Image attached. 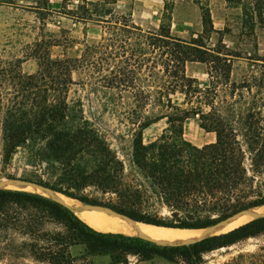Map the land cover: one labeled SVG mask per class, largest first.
Returning <instances> with one entry per match:
<instances>
[{
    "label": "trees",
    "instance_id": "16d2710c",
    "mask_svg": "<svg viewBox=\"0 0 264 264\" xmlns=\"http://www.w3.org/2000/svg\"><path fill=\"white\" fill-rule=\"evenodd\" d=\"M65 1V15L99 24L104 34L86 45L80 57L52 58L45 46L52 39L35 41L31 54L38 67L32 73L19 69L20 59L7 65L0 60L1 161L25 149L27 162L45 163L50 176L25 182L154 225L207 228L264 205V74L230 80L232 61L240 55L224 45L203 44V34L214 30L210 9L200 6L202 33L186 40L172 35V5L167 2L159 28L146 30L129 15L114 12L117 0H81L73 8ZM225 3L239 11L246 34L264 30V0ZM27 6L42 20L52 11L49 0H30ZM193 61L208 65V85L200 87L186 73V64ZM78 68L87 71L94 93L108 96L102 103L105 109L122 106L125 96L132 99L127 120L136 127L128 173L102 132L84 116L81 99H69L77 84L72 72ZM221 85L227 94L220 97ZM176 92L183 94L181 104L170 96ZM190 115L198 117L205 131L215 133L213 142L198 146L184 139ZM160 120L165 127L145 144L144 129ZM84 157L91 163L80 164ZM92 180L101 199L79 192ZM151 199L180 212L179 219L142 210L143 202ZM261 234L264 215L193 242L159 244L98 231L62 201L0 186V262L6 264H77L81 258L72 254L76 246L83 247L85 258L109 254L112 264H127L130 257L203 264L205 255ZM223 264H264V253L239 252Z\"/></svg>",
    "mask_w": 264,
    "mask_h": 264
},
{
    "label": "rangeland",
    "instance_id": "374dc122",
    "mask_svg": "<svg viewBox=\"0 0 264 264\" xmlns=\"http://www.w3.org/2000/svg\"><path fill=\"white\" fill-rule=\"evenodd\" d=\"M15 1L16 4L0 5V60L7 65L20 59L17 64L23 73H32L37 70V59L31 54L35 41L52 39L51 44L45 45L52 58L80 57L86 45L97 42L104 34V29L99 24L77 21L69 15H65V10L62 7L63 0H49V7L52 11L43 20L28 8L30 0ZM165 2L172 5L169 21L172 35L186 40L197 38L202 33L200 6L210 9L214 30L212 33L203 34V44L210 48L220 47L221 49L224 45L240 55L232 61L231 81L240 82L244 77L252 74H264V30L256 28L254 32L246 34L240 26L239 11L227 7L225 0H117L113 7L116 14L129 15L136 24L141 25L144 29L157 30L164 20ZM80 3L81 0L65 1V5L69 4L68 8H73ZM207 68L208 65L205 63L188 62L186 73L195 77L200 87H204L209 83ZM84 70L78 68L72 72L73 79L77 84L72 86L69 99H81L84 116L102 132L111 149L115 150L118 157L124 162L125 171L128 173L130 171L132 132L136 127L127 120L129 114L126 110H128V102L132 99L129 100L125 96L122 99L124 102L122 106L119 105L116 109L109 106L108 109H105L102 103L108 100V96L93 92L90 83L92 81L86 79L88 73ZM219 88L220 97L227 94L226 87L221 85ZM170 96L175 102L181 104L183 94L176 92ZM228 97L229 95H227ZM184 106L187 107V105ZM203 108L208 109L206 105ZM165 125V120H160L144 129L143 142L147 144L160 135ZM183 137L198 146L203 145L206 141L214 140V136L209 138L205 130L199 126V119L195 115H190L185 120ZM26 156V150L19 149L8 162L4 163L0 159L1 187H5L4 185L10 186V188L29 186L28 184L32 183L25 182L24 179L45 180L50 177L47 174L45 163L30 164L27 162ZM79 163L85 165L91 161H86V157H84ZM79 192L89 197L100 199L103 197L101 190L96 187L93 180ZM75 200L77 204H80V201ZM141 209L158 210L161 216L174 219H179L181 214L178 211L169 210L156 199L143 202ZM108 211L111 212L110 209ZM239 252L264 253V234L248 238L231 247L215 250L205 255L203 264H223L230 261ZM72 254L76 258H81L77 264H112V262H104V259H109V254L92 255V257L85 258V252L81 246L74 247ZM136 261L135 257H130L127 264H135ZM0 264L6 263L0 262ZM139 264L171 263L165 259L157 258L152 262L146 261Z\"/></svg>",
    "mask_w": 264,
    "mask_h": 264
},
{
    "label": "bare ground",
    "instance_id": "6f19581e",
    "mask_svg": "<svg viewBox=\"0 0 264 264\" xmlns=\"http://www.w3.org/2000/svg\"><path fill=\"white\" fill-rule=\"evenodd\" d=\"M28 185L29 186H20L15 188L40 192L48 197L62 201L82 220L98 231L138 235L161 244H182L193 242L210 234L228 231L257 216L264 215V205H262L237 213L212 227L201 229L173 228L135 221L124 215H120L112 211L109 212L108 209L105 210L103 207L94 205L92 207H86L83 211H79L78 208H80V204H77L75 199L35 184ZM4 186L8 187L6 185Z\"/></svg>",
    "mask_w": 264,
    "mask_h": 264
},
{
    "label": "crops",
    "instance_id": "0c3cea01",
    "mask_svg": "<svg viewBox=\"0 0 264 264\" xmlns=\"http://www.w3.org/2000/svg\"><path fill=\"white\" fill-rule=\"evenodd\" d=\"M193 62H196V61H193ZM203 129V128H202ZM206 132V134H208V136H209V138H211L212 136H214V140H215V133L214 132H211V131H205ZM203 138H205V137H203ZM214 140H210V141H206V142H204L203 143V145L204 144H207V143H210V142H213ZM79 202V201H78ZM80 203V205H79V207L80 208H78L79 209V211H83V209H85L86 207H92L93 205H89V204H85L84 205V203H82V202H79ZM92 227V226H91ZM132 236H138V235H132ZM143 238V237H142ZM146 239V238H145ZM160 244V243H159ZM108 256V255H107ZM107 258V257H106ZM108 258L109 259H104L105 261L104 262H110L111 263V258H110V256H108ZM155 259H157V258H154L153 260H155ZM163 259V258H162ZM153 260H151V261H147V262H152ZM142 262H146V261H136V263H142ZM135 263V264H136ZM116 264H120V263H116ZM129 264H131V263H129Z\"/></svg>",
    "mask_w": 264,
    "mask_h": 264
},
{
    "label": "water",
    "instance_id": "95a60500",
    "mask_svg": "<svg viewBox=\"0 0 264 264\" xmlns=\"http://www.w3.org/2000/svg\"><path fill=\"white\" fill-rule=\"evenodd\" d=\"M36 185V184H35ZM232 217V216H231ZM258 217V216H257ZM230 218V217H229ZM256 218V217H255ZM228 219V218H227ZM225 221V220H224ZM145 223V222H144ZM220 223V222H219ZM218 224V223H217ZM217 224H215V225H217ZM188 229H196V228H188ZM214 234H217V233H214ZM210 235H212V234H210ZM207 236H209V235H207Z\"/></svg>",
    "mask_w": 264,
    "mask_h": 264
}]
</instances>
